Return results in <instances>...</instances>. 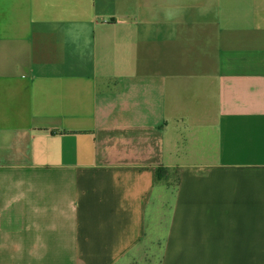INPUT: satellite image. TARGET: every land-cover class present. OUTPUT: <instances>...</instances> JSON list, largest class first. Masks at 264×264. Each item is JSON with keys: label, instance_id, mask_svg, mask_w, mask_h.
Returning a JSON list of instances; mask_svg holds the SVG:
<instances>
[{"label": "crops", "instance_id": "crops-1", "mask_svg": "<svg viewBox=\"0 0 264 264\" xmlns=\"http://www.w3.org/2000/svg\"><path fill=\"white\" fill-rule=\"evenodd\" d=\"M0 264H264V0H0Z\"/></svg>", "mask_w": 264, "mask_h": 264}, {"label": "trees", "instance_id": "trees-1", "mask_svg": "<svg viewBox=\"0 0 264 264\" xmlns=\"http://www.w3.org/2000/svg\"><path fill=\"white\" fill-rule=\"evenodd\" d=\"M171 171L174 174V177H172V181H169L171 178ZM172 174V176H173ZM180 177H181V169L180 168H157L156 170V180L157 181H163V182H168L166 183L167 185L171 186H177L180 182Z\"/></svg>", "mask_w": 264, "mask_h": 264}, {"label": "rangeland", "instance_id": "rangeland-1", "mask_svg": "<svg viewBox=\"0 0 264 264\" xmlns=\"http://www.w3.org/2000/svg\"><path fill=\"white\" fill-rule=\"evenodd\" d=\"M172 174H173V172H171V178L169 179V181H172V177H174V174H173V176H172ZM165 183H168V182H165Z\"/></svg>", "mask_w": 264, "mask_h": 264}]
</instances>
